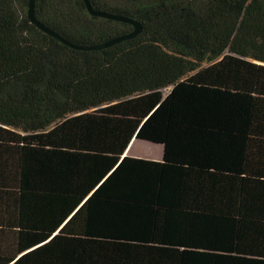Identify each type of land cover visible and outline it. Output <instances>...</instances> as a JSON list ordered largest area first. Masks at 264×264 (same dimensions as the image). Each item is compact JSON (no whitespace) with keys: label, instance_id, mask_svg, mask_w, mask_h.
Segmentation results:
<instances>
[{"label":"trees","instance_id":"obj_1","mask_svg":"<svg viewBox=\"0 0 264 264\" xmlns=\"http://www.w3.org/2000/svg\"><path fill=\"white\" fill-rule=\"evenodd\" d=\"M90 1L0 0V264H264V0Z\"/></svg>","mask_w":264,"mask_h":264},{"label":"water","instance_id":"obj_2","mask_svg":"<svg viewBox=\"0 0 264 264\" xmlns=\"http://www.w3.org/2000/svg\"><path fill=\"white\" fill-rule=\"evenodd\" d=\"M86 7L89 11V13L95 17H104V18H108L111 20H115V21H119V22H124V23H128L131 24L133 26V30L127 34H123V35H119L117 37H114L108 41L99 43V44H92V45H81V44H76L73 43L67 39H65L64 37H62L60 34L56 33L55 31H53L52 29L48 28L45 24H43L41 21H39L35 15V7H36V0H29V8H28V17L30 19V21L35 24L39 29H41L42 31L46 32L47 34H49L50 36L58 39L59 41H61L62 43H64L65 45L72 47L74 49H78V50H87V51H92V50H103L109 47H112L120 42L132 39L134 37H136L137 35H139L143 29H144V25L142 22H140L139 20L127 16V15H123V14H118V13H112V12H108V11H102V10H98L95 9L93 7V5L91 4L90 0H84Z\"/></svg>","mask_w":264,"mask_h":264},{"label":"rangeland","instance_id":"obj_3","mask_svg":"<svg viewBox=\"0 0 264 264\" xmlns=\"http://www.w3.org/2000/svg\"><path fill=\"white\" fill-rule=\"evenodd\" d=\"M110 3L112 5L120 4L117 0H110ZM169 91L170 88L166 89L165 93L167 94ZM162 154H163V145L137 139V142H135L132 148L130 149L128 156L132 158L161 161Z\"/></svg>","mask_w":264,"mask_h":264},{"label":"crops","instance_id":"obj_4","mask_svg":"<svg viewBox=\"0 0 264 264\" xmlns=\"http://www.w3.org/2000/svg\"><path fill=\"white\" fill-rule=\"evenodd\" d=\"M133 140H134V139H133ZM131 144H132V142H131ZM131 144H130V145H131ZM130 145H129V146H130ZM133 145H134V143H133ZM129 151H130V150H129V147H128V149H127L125 155H128ZM162 157H163V154H162ZM161 160H162V158H161Z\"/></svg>","mask_w":264,"mask_h":264}]
</instances>
